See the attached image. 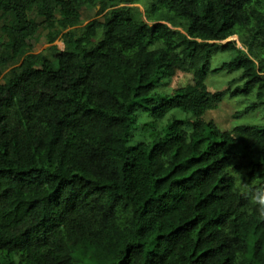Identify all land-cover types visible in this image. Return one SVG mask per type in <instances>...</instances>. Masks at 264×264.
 Masks as SVG:
<instances>
[{
    "label": "trees",
    "instance_id": "16d2710c",
    "mask_svg": "<svg viewBox=\"0 0 264 264\" xmlns=\"http://www.w3.org/2000/svg\"><path fill=\"white\" fill-rule=\"evenodd\" d=\"M41 27L51 56L29 43ZM219 51L213 72L257 99L235 117L264 109V0H0V264H264L230 166L264 186V125L205 121ZM174 109L192 120L128 144L139 111Z\"/></svg>",
    "mask_w": 264,
    "mask_h": 264
},
{
    "label": "rangeland",
    "instance_id": "374dc122",
    "mask_svg": "<svg viewBox=\"0 0 264 264\" xmlns=\"http://www.w3.org/2000/svg\"><path fill=\"white\" fill-rule=\"evenodd\" d=\"M152 1L145 0L146 3H150ZM138 7L142 11L144 10V6L142 4H138ZM96 12H97V8H94L91 6L84 7L82 9L83 25L86 24L89 20L95 18L97 16ZM36 20L37 22L41 23L43 18L36 17ZM231 40H235L237 43V47L242 48V44L239 42L237 36H232V38L230 37L227 40L223 41L222 43H225ZM29 43L32 44L35 53H39V52L45 53L46 52V54L50 56L52 55V52L47 50L50 44H48L47 42V30H45L44 28L41 27L37 35L33 39H31ZM55 44H57L59 49L63 48V43L60 39H58L55 42ZM232 53L233 52H230V51H226V53L219 51L211 59L210 72L208 73V76H207L208 78L206 79V85L210 92L224 91V96H223L222 101L220 102V106L206 112L205 117L207 118V120H212V121L214 120L215 124L222 130H231L243 124H256V125L262 126L264 125V109L263 108H258L255 112L244 114L238 117H235L234 115V113L238 112V110H242L247 105L253 104L257 101L254 94L250 95L252 97L250 96L241 97L242 95L239 96V95L232 94L234 90L242 86L243 82L241 81L240 83H238L239 81L238 82L236 81L237 83L235 82L231 84H229V82L232 81L234 78L239 77L240 73L236 72V73L229 74L224 71L213 72L215 69L219 68L222 63L231 60L235 55V53L233 54ZM18 64L19 62L16 63L15 66H17ZM11 67L12 66H10V68ZM0 80L1 82H3V79H0ZM191 83H193L192 74L184 73L181 75L180 78L176 79L175 77L170 81L163 82L162 86H160V90L171 91L175 86H178V85L184 86L186 84H191ZM243 99L245 102L242 101ZM171 118H178L182 120H186V119L192 120L191 115L189 113H185L179 109H174L170 111L163 119L158 120V121H155L148 112L143 111V110L139 111L137 113V120L132 130V134H131L128 144L130 146H134L139 142L147 140L153 129L161 128Z\"/></svg>",
    "mask_w": 264,
    "mask_h": 264
},
{
    "label": "clouds",
    "instance_id": "9594fccd",
    "mask_svg": "<svg viewBox=\"0 0 264 264\" xmlns=\"http://www.w3.org/2000/svg\"><path fill=\"white\" fill-rule=\"evenodd\" d=\"M232 171L236 174L239 181L243 185L242 196L248 200L253 206L255 213L262 219H264V186L261 187H249L248 183H244L241 180L240 173L234 171L233 166L230 164Z\"/></svg>",
    "mask_w": 264,
    "mask_h": 264
},
{
    "label": "bare ground",
    "instance_id": "6f19581e",
    "mask_svg": "<svg viewBox=\"0 0 264 264\" xmlns=\"http://www.w3.org/2000/svg\"><path fill=\"white\" fill-rule=\"evenodd\" d=\"M151 1H152V0H151ZM153 1H154V0H153ZM161 9H164V8H161ZM157 10H158V9H157ZM161 12H163V11L161 10ZM164 12H165V10H164ZM158 13H159V12H157L156 14H158ZM161 15H162V13H161ZM203 21H204V20H203ZM203 21H202V22H203ZM183 28H184V27H183ZM231 38H232V37H231ZM234 43H235V42H234ZM227 44H228V43H227ZM230 52H231V51H230ZM248 52H249V51H248ZM223 53H224V52H223ZM225 53H226V52H225ZM228 53H229V52H228ZM232 54H233V53H232ZM214 55H215V54H214ZM212 58H213V57H212ZM210 65H211V64H210ZM219 70H220V69H219ZM224 72H225V70H224ZM230 73H231V72H230ZM230 73H229V74H230ZM233 73H236V72H233ZM239 73H240V72H239ZM207 75H208V74H207ZM236 77H237V76H236ZM207 78H208V77H207ZM207 78H206V79H207ZM237 78H238V77H237ZM239 78H240V77H239ZM235 79H236V78H235ZM240 79H241V78H240ZM233 81H234V80H233ZM241 81H242V80H241ZM241 81H239L238 83H240ZM205 82H206V81H205ZM230 82H231V81H230ZM236 83H237V82H236ZM230 84H231V83H230ZM228 85H229V84H228ZM240 85H241V84H240ZM228 87H229V86H228ZM238 88H239V87H238ZM227 89H228V88H227ZM227 89H226V90H227ZM239 89L242 90V88H239ZM226 90H225V91H226ZM237 91H238V90H237ZM218 92H219V91H218ZM233 92H234V91H233ZM236 93H237V92H236ZM241 93H242V92H241ZM241 93H240V94H241ZM236 95H237V94H236ZM241 95H242V94H241ZM239 96H240V95H239ZM239 96H237V97H239ZM232 97H233V96H232ZM234 97H235V96H234ZM241 97H244V95H242ZM250 97H252V96H250ZM244 99H245V98H244ZM244 99L242 100L243 102H245ZM247 99H248V98H247ZM249 99H250V98H249ZM248 102H249V101H248ZM248 102H247V103H248ZM251 102H252V101H251ZM246 105H247V104H246ZM219 106H220V103H219ZM212 108H213V107H212ZM242 110H243V109H242ZM238 111H239V113H240L241 110H238ZM237 113H238V112H237ZM234 115H235V113H234ZM187 117H188V116H187ZM184 118H185V117H184ZM190 119H191V118H190ZM202 119H203V118H202ZM205 119H206L205 121L208 122V120H207L206 117H205ZM186 120H187V119H186ZM209 121H210V120H209ZM213 121H214V120H213ZM207 122H206V123H207ZM210 122H211V121H210ZM187 124H188V123H187ZM219 129H220V128H218V130H219ZM156 132L158 133V131H156ZM154 133H155V132H154ZM155 134H156V133H155Z\"/></svg>",
    "mask_w": 264,
    "mask_h": 264
}]
</instances>
